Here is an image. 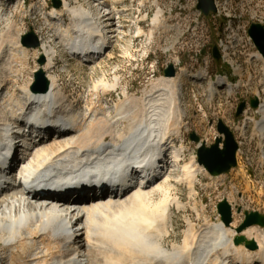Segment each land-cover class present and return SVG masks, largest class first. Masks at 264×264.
Here are the masks:
<instances>
[{
    "label": "bare ground",
    "instance_id": "obj_1",
    "mask_svg": "<svg viewBox=\"0 0 264 264\" xmlns=\"http://www.w3.org/2000/svg\"><path fill=\"white\" fill-rule=\"evenodd\" d=\"M60 1L61 8H52L51 0H28L26 5L25 0L8 2L10 11L20 9L25 19L40 24L36 30L34 28L40 48L33 49L38 52L37 56L40 52L45 54L46 64H38L37 69L44 71L49 91L33 92L27 84L22 87L23 100H19L20 94L15 91L1 97L4 90L9 88L10 76L5 74L12 71L9 63L13 61L15 65H23L29 52V48L20 42L21 34L14 25H9L0 35V150L5 147L6 138L15 133L19 123L24 120L35 126L41 121L59 122L61 124L57 127L68 129V133L43 140L29 150L25 161H22L25 168L47 184L45 190L56 186H81L86 180H100L102 184L113 181L126 175L136 158L145 161L167 148L172 149L170 167L166 171L160 169L156 180L141 188L115 195L87 194L77 206H65L58 213L63 219L53 212L50 197L31 195L24 198L11 191L0 194V252L8 251L1 259H7V264H72L74 259H79L83 264H95V251L102 247V243L109 242L115 248L116 255L106 251L99 264H123L126 260L129 264H143L144 261H150V264H264V227L258 225L238 232L234 223L226 225L221 220L213 222V226L206 224L198 235L192 234L190 237L186 234L189 237H185L179 245H173L171 250H166L161 243V236L166 233L165 225L170 219L171 171L179 166L184 152V145L177 146L175 143L181 135L183 122L180 96L189 83L202 81L204 73H190L186 68H181L179 59H174L173 64L179 67L175 76L160 75L145 90L149 91H143L139 98L124 93L126 100L120 99L114 105L112 114L107 110L106 113L104 108L72 113L66 105L65 94L59 88L57 75L51 73L56 65L57 49L69 54L59 62L60 68H67V58L82 56L93 60L90 64L99 61L108 55L111 45L119 39L127 37L131 45L143 42L146 36L141 24L148 19L150 12L148 25L160 35L163 25L161 3L172 11V0H130V3L135 1L137 5L136 14L130 11L137 17L133 29L129 28L127 32L123 25L127 0H86V4L78 0ZM146 3L150 9L142 15ZM227 4L221 7V3L215 0V14L221 15L222 8ZM4 8L0 7V17L5 12ZM225 17L229 18L225 31L241 42L244 18L239 25L233 22L230 14ZM147 36L149 41L153 36L152 29ZM168 36H164L165 42L171 37ZM79 41L84 42L80 43L83 49L75 57L76 49L73 50L72 46ZM230 47L226 46L224 39H220L222 57ZM86 50L87 53H84ZM101 50L103 53L98 55L97 52ZM260 58V53L255 51L247 59L251 63L261 64ZM152 64L155 72L158 60ZM235 72L240 77L235 83H231L228 76H217L207 81L205 91L209 100L220 95L222 90L226 99L237 93L248 76L240 66L235 68ZM117 84V77L114 76L111 81L100 80L94 87L96 90L101 87L110 91L115 90ZM257 94L263 116L256 127L264 140V98ZM57 108L65 114L55 113ZM245 116V125L251 124L254 117ZM124 122H127L126 131L118 130V125ZM241 132L244 135V131ZM238 144L240 147V140ZM259 151L263 154L264 146ZM262 156L264 158V154ZM180 168L179 181L186 183L193 191L198 174L206 170L194 158L181 164ZM157 193L161 195L159 200H155ZM54 202L61 201L58 199ZM68 227L76 228L75 245L70 243L71 234H66ZM238 235L254 240L257 248L249 249L243 242L235 244L234 238Z\"/></svg>",
    "mask_w": 264,
    "mask_h": 264
},
{
    "label": "rangeland",
    "instance_id": "obj_2",
    "mask_svg": "<svg viewBox=\"0 0 264 264\" xmlns=\"http://www.w3.org/2000/svg\"><path fill=\"white\" fill-rule=\"evenodd\" d=\"M78 1L86 4V0ZM218 1L221 3V7H224L226 2L228 3L225 8H222L223 13L220 17H204L196 7L197 0H181L185 9H179V15L174 17L173 23H177L175 33L165 35L171 36L166 42L164 41L165 45L163 44L164 36L157 35V30L148 25L149 18H151L150 14H152L150 12L148 19L141 24L145 33L144 36H146L143 42L139 41V43L131 45L129 38L119 39L111 45L108 55H105L99 61L87 65L74 57L67 58L69 64L67 68H60L59 62L64 60V55L69 56V54L66 51L62 52V50L57 49L56 65L54 69H51V73L57 75L59 79V88L65 94L66 105L72 113H83L89 108L96 110L104 108L106 113L108 111L112 114L114 105L120 99H124V93L139 98L143 91L144 93L148 92L149 90H145L155 82L156 77L162 75L159 73L161 69L160 61L174 58L176 55L179 56V61L182 63H180L181 68H186L190 73L202 72L206 80L210 77L214 79L217 75H228L235 83L240 79L235 72V68L239 66L244 70L245 76L252 75V77L244 78L243 85L229 99L225 98L226 95L223 94V90L221 95L209 100L208 93L204 91L206 87L205 80L189 83L183 89L180 96V107L183 110L182 129L181 135L175 143L177 146L184 145V152L181 154L179 166L172 168L170 175V219L165 225L166 233L161 236L162 246L166 250H171L173 245H179L188 236L186 234H189L190 237L192 234L198 235L206 224L209 223V226H213V222L221 221L217 211L219 200L227 199L232 205V222L230 224L234 223L237 228L244 218L242 212H236L237 206H240L243 210H254L264 214V163L260 161V157L264 153L262 154L260 151L259 154V150L263 145L253 132L252 127L246 126L244 135H242L241 130L236 128L241 126L243 118L235 117L237 105L243 99H248L255 93L257 97V93H259L260 97L264 98V83L260 84L259 82L262 76V65L255 62L249 65L247 58L250 53L255 52L253 47L242 45L241 42L229 36L224 29L229 20L225 17L227 14H230L233 22L239 25H241L244 15L248 16L247 18L254 17L253 23L264 24V0ZM129 3L130 0H127V14L123 17L125 32L134 26L133 22L137 17L135 15L137 9L135 1ZM171 7L172 11H177L178 0H172ZM128 8H132V10ZM149 9L150 5L146 3L142 15ZM130 11L133 13L135 11V14ZM16 12L12 9L0 17V35L6 31L9 25H14L13 27L18 30V33L24 28H30V26L35 30L40 26L39 22L31 19L27 20L21 13L17 12L18 15ZM181 16H185L184 23H180L182 21ZM150 29L153 30V36L148 41L147 34H149ZM10 32L13 33V30L11 29ZM220 39H224L226 46L230 45L231 47L224 57L221 56L222 58L215 59L212 56V48L213 46L219 47ZM148 42L150 45H148ZM30 50L23 65H15L16 62L13 61L9 63L12 66H10L12 71L10 74L5 73L10 76L9 88L4 90L1 95L2 98L15 91L20 94L19 100H23L22 87L27 84L30 87L33 73L38 70V64L34 61V58L38 57V52L32 49L34 53H30ZM154 60H158L155 72L152 70ZM231 60H234V62ZM152 74L157 75L152 77ZM114 76L117 77L118 81L115 90L108 91L101 89V87L95 89L94 85L98 84L100 80L111 81ZM61 113L65 114V112ZM218 119H221L232 131L234 130L235 134L241 139L240 149L242 155H240V165L218 177H213L206 171L200 172L194 182L195 187L192 191L186 183H182L178 179L181 173V164L193 160L192 156L196 153L197 143L190 140V135L195 133L201 141L211 143L214 136L217 135ZM126 125L127 122L120 123L117 129L126 131L128 128ZM245 165L248 166L247 171ZM160 198L161 195L157 193L155 200ZM106 243H102V247L95 251L96 263L102 262L101 259H103L106 251L108 254L116 255L115 248H112L109 242ZM109 249L112 250V253ZM5 252L8 253V251L0 252V264H7V259H1ZM150 263V261L143 262V264ZM123 264H129L128 260ZM160 264H165V262Z\"/></svg>",
    "mask_w": 264,
    "mask_h": 264
},
{
    "label": "water",
    "instance_id": "obj_3",
    "mask_svg": "<svg viewBox=\"0 0 264 264\" xmlns=\"http://www.w3.org/2000/svg\"><path fill=\"white\" fill-rule=\"evenodd\" d=\"M52 4L55 7H60V0H52ZM197 9L200 12L208 16L211 12H216V5L214 0H197ZM248 34L252 38L257 50L264 59V24L251 23ZM20 42L23 46L28 48H36L39 46V40L33 29L23 34L20 38ZM212 55L214 58L219 59L220 54L216 46L212 48ZM45 63V57L41 54L37 59V64L43 65ZM175 68L172 64H169L167 68L163 70L164 76H174ZM49 87L48 79L45 77V73L42 69H39L33 73V82L30 85V90L33 92H46ZM250 105L256 107L258 100L252 98ZM245 107V101H241L237 107L235 116L239 117ZM217 133L214 142L210 145H206L201 142L196 149L197 162L201 165L211 176H219L227 173L237 165L236 152L238 150L237 142L234 138L232 131L224 124L221 119L217 121ZM190 140L198 143L199 137L192 133ZM217 211L224 224L229 225L232 222V206L226 200L222 199L217 203ZM236 212L241 213L242 208L236 207ZM243 220L239 224L237 231L240 232L242 229L258 225L264 227V214L258 211L243 210ZM244 243L249 249H256L257 244L254 240H247L245 236L238 235L234 238V243Z\"/></svg>",
    "mask_w": 264,
    "mask_h": 264
},
{
    "label": "built area",
    "instance_id": "obj_4",
    "mask_svg": "<svg viewBox=\"0 0 264 264\" xmlns=\"http://www.w3.org/2000/svg\"><path fill=\"white\" fill-rule=\"evenodd\" d=\"M160 1V0H159ZM28 3V0H25V5ZM51 5V3H49ZM258 6H260L259 4H257ZM262 6V5H261ZM52 8H55L51 5ZM263 7V6H262ZM19 8V7H18ZM179 9H185L184 4L181 3V0H178V9L177 11H170L167 10V8L164 6V3H161V13L163 14V25H162V30H161V36H165L168 33H175V26L177 25V23H173L174 17L176 15H179ZM242 11L244 13V8L242 7ZM212 17H220V15H216V14H212ZM244 15V22H243V26H241V44L244 46H252L253 50H255V47L251 41V38L248 35L247 29L248 26L250 24V22H252L254 20V17H249ZM180 19L182 20L180 23H184L185 22V16H181ZM27 30V28H24V30H22V32H25ZM164 39V37H163ZM163 44L165 45L166 43H164L163 40ZM34 53V52H33ZM174 59H179V56H175L174 58H167V59H163L161 60V69L159 70V73L165 68L167 67V65L169 63H173ZM181 60V59H180ZM178 63H180V61H178ZM247 63H249V65H252L250 60L247 59ZM177 67V66H175ZM157 74H152V77H155ZM249 77H252L251 74L248 75ZM262 77V76H261ZM261 84V82H260ZM246 113L248 112V117H254L252 114V110L248 109L245 111ZM257 111H255L256 113ZM252 115V116H251ZM246 117V116H245ZM260 154V151H259ZM260 157V155H259Z\"/></svg>",
    "mask_w": 264,
    "mask_h": 264
}]
</instances>
